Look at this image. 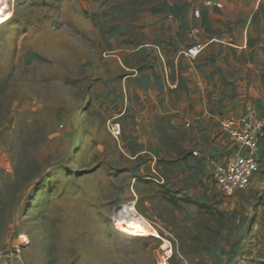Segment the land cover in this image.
I'll return each mask as SVG.
<instances>
[{
    "label": "rangeland",
    "instance_id": "1",
    "mask_svg": "<svg viewBox=\"0 0 264 264\" xmlns=\"http://www.w3.org/2000/svg\"><path fill=\"white\" fill-rule=\"evenodd\" d=\"M157 1L0 0L13 13L0 26V256L26 235L21 264H160L162 239L118 229V208L135 202L172 242L169 264H264V156L250 186L224 197L207 162L186 171L173 166L185 157L164 165L152 145L129 153L145 140L110 134L112 117L92 96L96 77L116 66L107 42L115 31L136 40ZM204 1L192 0L196 18ZM220 3L227 47L241 49L250 22L245 50L257 60L255 76L231 66L229 115L242 99L244 114L264 117V0ZM160 173L172 180L160 185Z\"/></svg>",
    "mask_w": 264,
    "mask_h": 264
},
{
    "label": "crops",
    "instance_id": "2",
    "mask_svg": "<svg viewBox=\"0 0 264 264\" xmlns=\"http://www.w3.org/2000/svg\"><path fill=\"white\" fill-rule=\"evenodd\" d=\"M204 3L200 18H196L194 10L199 7L194 9L192 0L181 4L158 0L159 13L149 18L144 29L138 27L136 40L125 35L118 41L115 31L107 46L111 52L108 58L116 66L107 70L104 78L96 77L98 86L92 91L106 115L122 122L121 137L125 133L127 139L145 140V149L132 152L127 146L129 153L151 154L148 146L152 145L164 165L185 157L173 166L186 171L194 160L206 164L213 149L218 152L215 157L233 153L234 143L230 145L227 134L218 131L231 116L233 104L225 100L228 87H233L226 86L233 78L231 66L253 68L254 76L257 72V60L244 44L252 23L246 25L245 37L239 40L241 49H230L220 0ZM195 42L202 43L204 49L196 59H190L185 50ZM234 101V116L244 115V100ZM160 178V185L172 180L166 173H160ZM13 264L21 263L15 260Z\"/></svg>",
    "mask_w": 264,
    "mask_h": 264
},
{
    "label": "built area",
    "instance_id": "3",
    "mask_svg": "<svg viewBox=\"0 0 264 264\" xmlns=\"http://www.w3.org/2000/svg\"><path fill=\"white\" fill-rule=\"evenodd\" d=\"M5 3L3 5H7V2ZM218 6L222 7L221 4ZM203 49L202 43L195 42L185 50V55L190 59H196ZM115 119L116 117H112L108 120L107 129L115 138H119L122 126ZM222 129L233 140L234 151L230 156L208 157L207 163L216 192L224 197H232L247 189L259 171V143L264 135V117L256 113L232 115L223 120ZM194 155H197V152H194ZM152 227L157 230L154 226ZM159 228L164 231L162 227ZM20 237L23 245L5 246L1 252L0 264H13L15 260L22 261L21 256L28 238L26 235ZM158 238L164 241L162 245L164 260L169 264V259L174 255L172 242L162 236Z\"/></svg>",
    "mask_w": 264,
    "mask_h": 264
},
{
    "label": "bare ground",
    "instance_id": "4",
    "mask_svg": "<svg viewBox=\"0 0 264 264\" xmlns=\"http://www.w3.org/2000/svg\"><path fill=\"white\" fill-rule=\"evenodd\" d=\"M12 17L13 13L11 10L6 12L0 9V26L12 19ZM116 217L118 220V229L129 232L131 235L142 237H161V234L152 227L143 215L138 212L135 202H129L121 205L117 210ZM160 264H168V262L166 260H162Z\"/></svg>",
    "mask_w": 264,
    "mask_h": 264
},
{
    "label": "trees",
    "instance_id": "5",
    "mask_svg": "<svg viewBox=\"0 0 264 264\" xmlns=\"http://www.w3.org/2000/svg\"><path fill=\"white\" fill-rule=\"evenodd\" d=\"M263 156H264V135L261 138L260 143H259V156H258L259 157V163H260L259 171L261 169V163H262V160H263ZM262 204L264 205V201H263ZM263 217H264V214H263Z\"/></svg>",
    "mask_w": 264,
    "mask_h": 264
}]
</instances>
